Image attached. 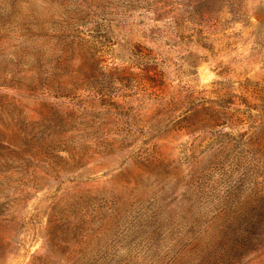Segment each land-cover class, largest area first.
I'll return each mask as SVG.
<instances>
[{"label": "rangeland", "instance_id": "rangeland-1", "mask_svg": "<svg viewBox=\"0 0 264 264\" xmlns=\"http://www.w3.org/2000/svg\"><path fill=\"white\" fill-rule=\"evenodd\" d=\"M263 212L264 0H0V264H264Z\"/></svg>", "mask_w": 264, "mask_h": 264}, {"label": "trees", "instance_id": "trees-1", "mask_svg": "<svg viewBox=\"0 0 264 264\" xmlns=\"http://www.w3.org/2000/svg\"><path fill=\"white\" fill-rule=\"evenodd\" d=\"M264 212L253 215L249 218L247 222V227L241 232L242 237L237 240V245L233 243L228 244L229 248L224 247L223 253L224 257H231V254L237 253L239 256H242L245 252L249 250L256 249L252 241L254 239L255 245L263 244L264 242ZM263 228V229H262ZM261 230V232L259 231ZM258 234L260 238L257 237ZM253 247V248H251Z\"/></svg>", "mask_w": 264, "mask_h": 264}]
</instances>
